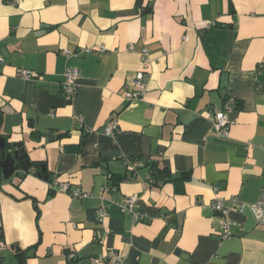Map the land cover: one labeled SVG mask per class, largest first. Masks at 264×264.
<instances>
[{
	"label": "crops",
	"instance_id": "crops-1",
	"mask_svg": "<svg viewBox=\"0 0 264 264\" xmlns=\"http://www.w3.org/2000/svg\"><path fill=\"white\" fill-rule=\"evenodd\" d=\"M130 43L152 60L133 101L124 92L142 62ZM68 67L80 70L71 101ZM229 97L237 108L221 138L213 113ZM0 111V135L30 162L93 194L50 192L32 169L3 180L0 264H94L111 249L124 264H264V224L231 206L221 238L211 205L264 189V0H0ZM128 159L146 164L131 178ZM153 162L164 179H147ZM184 173V185L170 180ZM131 194L143 220L119 204Z\"/></svg>",
	"mask_w": 264,
	"mask_h": 264
},
{
	"label": "built area",
	"instance_id": "built-area-1",
	"mask_svg": "<svg viewBox=\"0 0 264 264\" xmlns=\"http://www.w3.org/2000/svg\"><path fill=\"white\" fill-rule=\"evenodd\" d=\"M156 1V0H152ZM185 40L188 39V36L184 37ZM128 50L137 51L141 55L142 67L141 69L132 76L130 82L127 85V88L124 92V96L128 101H133L136 99H141L145 96L147 91V75L149 73V68L151 65V57L150 51L147 47H142L138 49L134 43H130L128 46ZM66 55L72 54L70 51H65ZM21 77L25 79H32L37 76V73L22 69L20 71ZM80 76V70L77 67H68L64 72V79L62 81L61 91L63 96L67 101H71L77 91L78 87V78ZM237 108V101L233 97H229L224 102V105L215 110L213 113V125L214 132L217 136L221 138H228L230 135V128L233 123L232 114ZM120 132V128L118 125L117 119H112L106 125L104 133L108 137H116ZM145 162L141 159H128V173L130 174L128 178H131L133 174L137 172L140 167H143ZM52 176V175H51ZM147 179L150 181H154L155 178L151 175L147 176ZM51 189L53 191H62L67 192L72 196H77L81 198H88L93 196L92 193L84 191L80 188H72L71 182L68 180H61L58 175H53L51 177ZM110 189L108 183L103 185L102 190ZM138 196L136 194H131L126 197L119 203L123 211L130 213L135 221L143 220L145 217L141 215L136 207H137ZM212 208L216 212L220 213L223 218L222 227L220 229L221 238H227L232 234L231 225L234 224L233 221L228 219V212L231 206H236L240 211H244L246 207H248L252 214L254 215L256 221L260 224H264V189L260 191L259 197L255 202L244 203L237 196H233L229 199L218 198L212 202ZM102 215H107L106 209L101 208L100 210ZM4 247L3 243H0V249ZM76 257V253L70 252L68 254L69 259H74ZM94 264H124V257L122 253L116 249L108 250L105 253H101L97 255L93 259Z\"/></svg>",
	"mask_w": 264,
	"mask_h": 264
},
{
	"label": "water",
	"instance_id": "water-1",
	"mask_svg": "<svg viewBox=\"0 0 264 264\" xmlns=\"http://www.w3.org/2000/svg\"><path fill=\"white\" fill-rule=\"evenodd\" d=\"M30 167L31 163L27 157L25 147H21L20 143L11 142L0 135V184L3 180H11L13 176L19 173L20 169L27 171ZM45 170L46 167H44L43 172ZM156 175L158 179L165 178L160 171H156ZM15 248L19 261L25 260V251H22L18 245Z\"/></svg>",
	"mask_w": 264,
	"mask_h": 264
},
{
	"label": "trees",
	"instance_id": "trees-1",
	"mask_svg": "<svg viewBox=\"0 0 264 264\" xmlns=\"http://www.w3.org/2000/svg\"><path fill=\"white\" fill-rule=\"evenodd\" d=\"M2 118V112L0 111V119ZM0 123H1V120H0ZM31 163V167L26 171V172H30V170H34V172L36 174H41L42 176H48L49 178V181L51 180V174L48 173V170L46 168V170L43 172V169L44 167H46L45 165V162L43 161H33V162H30ZM146 165V164H145ZM147 165H149L151 167V176H153L156 180H157V176L155 175V171L157 169H159L158 165L156 164V162H153V163H147ZM1 175V174H0ZM189 175L188 173H184L183 175H180V176H175V177H171L170 180L172 182H175V184L178 186V185H184V183L187 181ZM118 181L121 182L123 180H126L127 179V174L126 175H119L118 177ZM50 192H54L51 188L49 190ZM36 247V246H35ZM33 247V248H35ZM73 260V259H71Z\"/></svg>",
	"mask_w": 264,
	"mask_h": 264
}]
</instances>
